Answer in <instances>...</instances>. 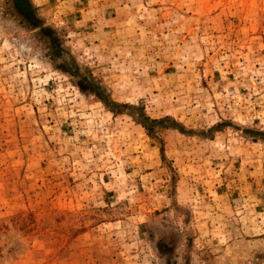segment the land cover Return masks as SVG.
<instances>
[{"label":"rangeland","instance_id":"374dc122","mask_svg":"<svg viewBox=\"0 0 264 264\" xmlns=\"http://www.w3.org/2000/svg\"><path fill=\"white\" fill-rule=\"evenodd\" d=\"M0 264H264V0H0Z\"/></svg>","mask_w":264,"mask_h":264},{"label":"water","instance_id":"95a60500","mask_svg":"<svg viewBox=\"0 0 264 264\" xmlns=\"http://www.w3.org/2000/svg\"><path fill=\"white\" fill-rule=\"evenodd\" d=\"M27 19L29 20V22L31 24H35L39 29L44 30L43 25H41L40 23L36 22V20L34 19V17H30V18L27 17Z\"/></svg>","mask_w":264,"mask_h":264}]
</instances>
